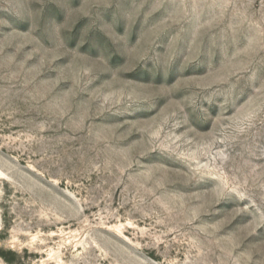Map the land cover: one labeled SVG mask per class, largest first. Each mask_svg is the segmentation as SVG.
I'll list each match as a JSON object with an SVG mask.
<instances>
[{
	"label": "rangeland",
	"instance_id": "1",
	"mask_svg": "<svg viewBox=\"0 0 264 264\" xmlns=\"http://www.w3.org/2000/svg\"><path fill=\"white\" fill-rule=\"evenodd\" d=\"M0 264H264V0H0Z\"/></svg>",
	"mask_w": 264,
	"mask_h": 264
},
{
	"label": "trees",
	"instance_id": "2",
	"mask_svg": "<svg viewBox=\"0 0 264 264\" xmlns=\"http://www.w3.org/2000/svg\"><path fill=\"white\" fill-rule=\"evenodd\" d=\"M0 257L5 258L8 262H11L12 263V260L8 259L7 256H6V254H4V253H1L0 252Z\"/></svg>",
	"mask_w": 264,
	"mask_h": 264
}]
</instances>
